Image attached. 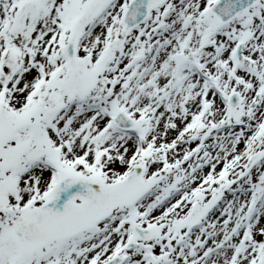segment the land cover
<instances>
[{
    "label": "snow or ice",
    "instance_id": "1",
    "mask_svg": "<svg viewBox=\"0 0 264 264\" xmlns=\"http://www.w3.org/2000/svg\"><path fill=\"white\" fill-rule=\"evenodd\" d=\"M0 264H264V0H0Z\"/></svg>",
    "mask_w": 264,
    "mask_h": 264
}]
</instances>
